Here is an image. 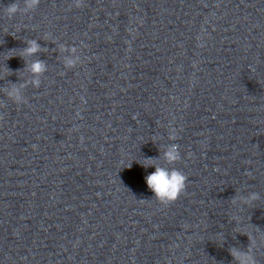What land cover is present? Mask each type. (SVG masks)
Instances as JSON below:
<instances>
[{"label": "clouds", "instance_id": "obj_1", "mask_svg": "<svg viewBox=\"0 0 264 264\" xmlns=\"http://www.w3.org/2000/svg\"><path fill=\"white\" fill-rule=\"evenodd\" d=\"M41 0H14V2L4 6L2 12L3 17L8 20H12L18 14L23 16L31 12H34L40 5ZM85 6V0H72L70 8H83ZM44 40H52L51 33H46L43 37ZM55 43L54 40H52ZM24 43L26 47L20 49L17 55H10L6 59L13 56H19L24 61V71L28 74L27 79H22L21 82L9 83L8 86L3 87L0 91L12 101L17 106L27 103V99L24 95V90L32 86L34 88H39L41 86V77L48 70L47 63L42 59H32L36 57L39 53L47 51L46 48L42 47L38 43L37 39H25ZM12 51V50H11ZM9 51V52H11ZM58 51L62 53V63L66 69L76 68L81 63V56L78 54L79 49L75 46H66L61 43L58 46ZM67 53V55H64ZM7 75H12L11 70H6ZM4 105H0L2 107ZM4 117L0 116V120ZM169 141L177 140L178 136L174 129H169L168 135ZM154 142V141H153ZM36 146L33 145V148ZM160 155L158 158H144L143 162H139L143 167H154L155 171L148 174L145 177L147 186L149 190L154 194V199H156L160 204L164 206H169L175 203L182 195L185 194L188 177L185 173L174 167L176 163L181 161L180 146L176 143H169L166 146L159 148ZM163 163H159V161ZM131 167V165H130ZM134 196V195H133ZM239 200L240 205H251L254 202L261 199L259 193L251 192L248 195L235 194L231 198L234 203ZM144 201L145 199H140ZM233 220L239 225L240 221L238 217H233ZM245 234V233H243ZM247 235V234H245ZM248 236V235H247ZM249 244L247 249H241L238 247L229 248V253L235 261V264H258L256 256L250 245V237L248 236Z\"/></svg>", "mask_w": 264, "mask_h": 264}]
</instances>
